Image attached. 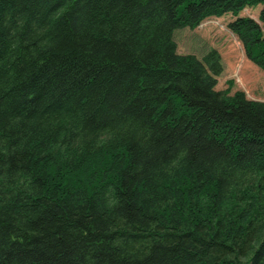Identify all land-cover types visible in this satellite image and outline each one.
I'll use <instances>...</instances> for the list:
<instances>
[{
    "label": "trees",
    "instance_id": "16d2710c",
    "mask_svg": "<svg viewBox=\"0 0 264 264\" xmlns=\"http://www.w3.org/2000/svg\"><path fill=\"white\" fill-rule=\"evenodd\" d=\"M228 13L264 75V0H0V264H264V103L177 40Z\"/></svg>",
    "mask_w": 264,
    "mask_h": 264
},
{
    "label": "rangeland",
    "instance_id": "374dc122",
    "mask_svg": "<svg viewBox=\"0 0 264 264\" xmlns=\"http://www.w3.org/2000/svg\"><path fill=\"white\" fill-rule=\"evenodd\" d=\"M262 5L245 8L240 12L241 16H249L259 20ZM235 17L228 13L221 18L207 20L206 26L200 25L194 30L179 31L177 33L178 45L181 50V42L186 41V51L197 54V68L201 78L205 79L216 89L227 87L226 81L234 79L233 92L241 89L250 99L264 103V75L263 72L248 62L243 45L238 36L228 29V23ZM250 63V73L241 75L239 65ZM220 65L231 71L221 72ZM247 72L249 69L245 68ZM221 71V70H220Z\"/></svg>",
    "mask_w": 264,
    "mask_h": 264
}]
</instances>
